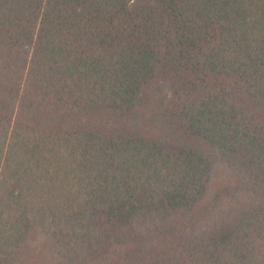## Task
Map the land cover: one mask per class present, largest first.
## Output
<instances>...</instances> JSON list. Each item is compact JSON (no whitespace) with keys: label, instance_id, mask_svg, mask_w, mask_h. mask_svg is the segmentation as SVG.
Segmentation results:
<instances>
[{"label":"trees","instance_id":"trees-1","mask_svg":"<svg viewBox=\"0 0 264 264\" xmlns=\"http://www.w3.org/2000/svg\"><path fill=\"white\" fill-rule=\"evenodd\" d=\"M0 264H264V0H0Z\"/></svg>","mask_w":264,"mask_h":264},{"label":"rangeland","instance_id":"rangeland-1","mask_svg":"<svg viewBox=\"0 0 264 264\" xmlns=\"http://www.w3.org/2000/svg\"><path fill=\"white\" fill-rule=\"evenodd\" d=\"M143 111H142V116H143ZM146 116H145V119L144 120H146ZM148 125V123L147 124H145L144 125V128H143V130H144V132H146L147 131V133H148V135H150V136H153V135H155L156 133H157V128H155V127H153V126H151V125H149V126H147Z\"/></svg>","mask_w":264,"mask_h":264}]
</instances>
